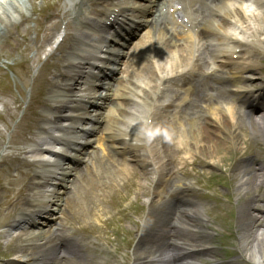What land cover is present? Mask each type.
<instances>
[{"label": "bare ground", "instance_id": "6f19581e", "mask_svg": "<svg viewBox=\"0 0 264 264\" xmlns=\"http://www.w3.org/2000/svg\"><path fill=\"white\" fill-rule=\"evenodd\" d=\"M18 1L20 0H15V2ZM82 3V0L78 2L74 0L73 2V4L75 5V11L73 16L69 19L66 24V39H68L70 35L71 24H76L77 21H83V13L86 11V7L81 6ZM3 4L4 7H1ZM17 8H19V6L14 5L11 1L8 0H5L3 3L0 4V41L3 40L6 36L8 37L10 35V31L12 30V28H14V26L11 25V22L13 21L11 20L13 19L11 15L17 13L18 16H20V11L17 12ZM81 8L83 9V13ZM9 11L11 13H9ZM66 15V13H62V17H65ZM238 15L241 16L242 14ZM18 16L16 17L18 18ZM105 17H107V14ZM260 19L261 20L259 22L260 24H263L264 28V14L263 16H261ZM48 29L49 32L47 33V35H52V32L56 30V24L53 23L52 27L49 26ZM50 38L51 36L46 38L47 41ZM22 41H25V38H23ZM34 44L35 42L31 43V45ZM164 47L165 48L163 49H168V45H166L165 43ZM61 49H63V46ZM83 60L86 61V58H83ZM66 66L67 68L69 67L68 65ZM72 70H76L74 71L75 73H78L80 71L78 68H73ZM63 71L64 79L71 80V78L68 76L71 73L70 69H65ZM143 71L144 73L142 75L145 76V78L147 77V80L149 82H154V85H152L151 87L152 93L149 91L146 92V90L141 92V110L149 108L152 95L154 94V80H156V74L154 75L151 70L144 69ZM131 74L132 72L129 73L128 76H131ZM78 75L79 76L77 77V80L81 79L80 73H78ZM232 75L233 73L231 72L230 78L234 77ZM141 77H136L135 80H133V84L135 83V81L137 82ZM53 83L54 82L50 81V84L53 85ZM42 85L45 86V83L42 82ZM72 88H74V85H65L64 92L67 94H72ZM234 92L235 93H232V95H240V91H238V88H235ZM86 96V101L82 102L84 104H88L90 102V99L92 98L90 97L89 93ZM66 102H69V100H67ZM10 103L11 105L16 104L14 102ZM78 103L79 102H77L75 105H72V107L66 109V113L71 111V109L73 111V109L77 110L76 108H80V104ZM38 105L43 108L50 107V105L46 101H40ZM126 105H129L127 100L124 101V103L121 105L122 107H118V116H127V112L124 107ZM223 106L224 110L222 109L223 111L221 113L215 112L217 114L214 115L213 108H210L208 113L210 114V116L217 119L218 122L216 125L220 129L228 132V135L225 133L226 138L225 136H221V138L225 140V142L221 143V141L217 139L216 130L204 129L203 125L207 124L206 121L200 125L197 121L192 120L191 117L188 115L185 116V118L182 117L183 120H180V125L181 123L185 125L184 135L180 133V138L181 142H183L182 136L186 137V135H189L194 140H199L201 142L200 144L194 142L197 146H199L197 151L198 156H195L192 162L180 160L179 154L185 151L186 149L184 147H178L177 145L172 144V142L168 140L161 139L160 142H158L160 143V146L155 149L154 156L151 157V163L149 164H151L152 166L156 165V181L157 183L162 184V187L160 189L161 191L167 189L168 182L172 183L171 187L175 186V189L173 190L174 192H184L187 189H191L188 184L177 181V174L189 177L192 174L187 169L189 165L192 166V172L195 173L194 165L205 163L207 162V160H209L211 165H213L215 168L225 167L229 170L235 171V176H237L238 178L235 182L236 192H241L242 194L249 192L251 193V200L249 199L250 201L248 202V204H246L245 206L240 205V211H242V213L244 214V219H242V225L244 227H242L237 233V235L239 234L237 238L239 241L238 243L240 244V251L249 262L259 263L264 255V213L263 216H258V214L255 212L256 210L254 206L257 202L263 204L256 208L264 212V203L261 202L264 201L262 199L264 198V192L261 193L259 200H254V192L260 187L264 189V167H262L260 164H258L257 166H249L242 162H238L235 166H233V164L239 155L250 151L249 145L243 139L244 136H241L242 133L240 131H242L248 139L253 140L255 142V147L261 142H263L264 113L259 116L253 117L252 115L247 114L242 115L241 111L235 112L233 110L234 108L237 107L239 108V110L241 109L238 106ZM189 108L190 105L185 107L184 110L180 111V113L185 115ZM56 110H58V108ZM158 114L159 111H157L156 117L158 116ZM13 115L14 113L11 111L8 113L7 117L3 119L2 125H4L5 128L8 127L9 119H11ZM66 115L70 116L69 114ZM146 115L147 112L144 113V115L142 116L144 120ZM240 123H245V129L243 126H240ZM152 124L153 128L148 130L153 133L152 137H154L159 130L158 119H154ZM210 126L214 127L213 125ZM29 127L35 130L42 129L39 125V122H37L36 124H30ZM202 129L204 130L203 134ZM160 131L162 134V129ZM192 131H195L196 133H193ZM23 139L27 138L21 136L20 133L15 135L12 138L11 142L15 144ZM242 145L245 146L240 147ZM83 154L87 155V152ZM88 157H90V154H88ZM12 159L16 160L15 157ZM80 160V162H84L82 169L72 167L70 170H68L64 182H62V180H56L58 186L64 189L61 192L62 195L66 194V189H68V194H72L73 192L76 193L78 189H80L81 196L77 197L74 202L70 201L71 203H69L67 199L65 200L64 198H60V196L57 195L58 191L55 190L54 197L49 196L50 200H40L38 203L31 204V200L27 199L26 197V188L30 180V173L24 172L21 177L13 181L10 180L8 174H5L9 184H15L19 188L17 189V191H14L10 194V188L7 185L6 193L8 196L4 202H0V206L4 205L6 207H11V210H17V208L22 209L18 214L20 216L18 218L19 220L17 221L19 225H22L21 231L13 232L10 236L14 237V239H16L14 241H17L18 244L13 247H9L7 250V254L15 255V258H12L14 260H12L11 264H104L96 261H94L93 263H88L86 259H82V255H84L82 253V241L77 237H72L69 233H66L63 230V226L62 224H60L62 222L61 218L56 217L53 222H51V220L49 219L50 216L48 217V214L50 211L53 210L54 206L57 205L59 201H61L62 208H57L59 209L60 214H63L64 211H68L69 209H74V211L78 212L80 217L93 216L95 213L94 204H92L91 202L85 203V201L86 198L88 199L90 196L94 198L93 190L96 188L100 192H103L104 189L111 191L107 192L106 194L101 193L99 195V199L101 200L105 196L106 200H109L112 205L116 206L117 218L124 219V215L122 213V210L120 209V205L125 197H123L120 194V191L117 190L119 188H115L110 184L107 186L105 184L101 185L100 183L96 184L92 181V175L86 173H96L100 168L101 170H103V172L110 174V177H113V179L118 178L123 173L124 179H121L122 185L120 188L123 190L125 195H127L128 193L132 192L133 185L135 186L133 179L137 180L138 178H140L143 180H148L150 172H147L146 168L144 169V171L139 172H136L134 168H118V166H123V163L119 158H116L113 161H101L95 158L94 163L97 165L95 171L93 172L92 168L95 165L94 163L91 165H86V162L83 159ZM24 163L25 164H22V166L24 167H29V165L32 164L28 161H24ZM247 175H250V177H248ZM125 176L127 177V179ZM90 185H93L94 189H92L91 187L90 191L87 192V187ZM33 187H35V184H33L32 188ZM137 187L139 193L141 186L138 185ZM140 195L145 196L146 194L144 191H141ZM83 198L85 199L82 200ZM88 204L91 205V207L88 208L86 206ZM40 206L42 207L41 210H39ZM193 207L194 205L192 203L184 201H179L176 205V209L174 210L159 206L157 209L160 210V213L156 218L159 219V221L163 225H160L155 221H150L149 226L153 228V230L149 233L150 236L146 237L142 234V232L139 234L133 251V264H181L180 260H178L179 257H183L182 259L186 261V258L192 259L200 255H209L210 250L207 248L206 245H204V242L210 236L203 232L204 228L207 227V224L203 221L202 217L198 212L192 211ZM27 209H29V213L34 212V215L43 219L37 224V235L29 236V238L26 237L28 236V234H25L23 230L25 226H28V222L26 221V219L30 217H26L27 215L23 214V211H26ZM151 212L154 213V210L151 209ZM260 218H262L261 228L260 225L257 223ZM179 220H184V223L188 227L198 232L189 231L187 233L188 229H183L187 233L186 235H184L181 232H179L178 234L177 231H170L166 229L169 226H174L176 223L179 222ZM67 221L69 225H74L76 223L75 219L72 217H70ZM144 224L145 223H143V225ZM88 228L90 229L88 231L89 233H95L99 231L100 234H103L101 235L102 237H104V234H106L105 230L94 227L92 225H90ZM199 229L201 230V232H199ZM168 232H172L174 237L172 238L171 234H167ZM115 233L117 234V230H115ZM159 233L164 234V237L159 236ZM166 235L171 239L166 238ZM20 241L24 244L21 243V245ZM58 241L60 242V244ZM9 242L10 240H8L7 243ZM95 243H98V240H95ZM167 252H170V255H168ZM97 259L101 260V256H97L96 260Z\"/></svg>", "mask_w": 264, "mask_h": 264}, {"label": "rangeland", "instance_id": "374dc122", "mask_svg": "<svg viewBox=\"0 0 264 264\" xmlns=\"http://www.w3.org/2000/svg\"><path fill=\"white\" fill-rule=\"evenodd\" d=\"M4 1L5 0H0V4L3 3ZM8 1H11L14 5H18L20 7L19 9H21L22 12L26 15L29 14V12L33 10V5H32V10H31V4H30L29 0H20L19 2H15V0H8ZM91 1H93V0H91ZM63 2L70 4V2L68 0H63ZM35 4H42V1L41 0H35L34 5ZM87 4H89V2H87ZM1 7H4V4ZM58 8L60 9V5L58 6ZM65 8H66V10H68L69 6H66ZM71 8H72V5H70V10H71ZM53 9H54V7L47 5L41 9V12H48V11H51ZM32 16H35V15L33 14ZM89 16H92V13H90ZM14 21H16V20L14 19ZM63 22H65V21H63ZM63 22H61V21L58 22L57 28H56L57 34L55 35V37H59V36L63 35V33H62ZM21 25L22 24H19L17 32L14 30H11V37L8 38L5 42L0 43V62H1L0 67L1 68L3 67L2 69L4 71H6V75H7V77H9L10 82L12 80L16 81L17 79H16L15 75H12V73H10L8 70H6L4 68V65L6 63H9V62L11 63L13 59L16 60L17 57L20 56L19 48L21 47V44L18 47H15V44H16L15 38H17L19 40L20 34H22V32H23L24 26H33V23L28 20L26 22V24H24L23 26H21ZM80 26L82 28H89L94 32L96 23H95V21L94 22L89 21L88 24H81ZM33 34H34V30L31 29L28 33L29 38L32 37ZM55 40L56 39H54L53 42H55ZM48 49H49V46H45L43 51L39 53V57L37 56V59L35 61H33V60L29 61L30 69L34 68V67L39 68L41 66V64L43 63V60L41 59V57L44 55V52L48 51ZM56 49H57V44H56V47L52 51L53 57L58 55V51H56ZM8 53H10L12 55L9 58H6L5 55ZM25 55L35 56V51L33 49H31V50L27 51L25 53ZM47 57L50 58L51 53H50V55H47ZM63 57L64 56L62 55V58ZM259 57H261L262 63L256 67L260 68V66H261L262 68L260 71L253 72V73L258 74L259 79H261V77H262V79H264V72L263 73L261 72V71H264V54L262 56L259 55ZM39 58H40L41 62L37 63ZM29 74H30V72H29ZM29 74H28V82L31 79V74L30 75ZM142 81H144L142 83L144 85H141V87H144L145 86V79H142ZM28 89H29V87L27 85H25V87H24L25 94L27 93ZM11 92L13 95L16 96V94H15L16 91L11 89ZM26 98H27V96H26ZM26 98H25V102H26ZM51 98H54V97H51ZM1 100H0V102H1ZM1 107L3 108V105H0V109H1ZM16 117H14V119L8 125L7 128H4V125H2V121H0V138H1L0 139V186H1L0 188H2V190H3V192H2V190H0V201L2 199V202L4 201V199H3L4 189L7 186V180L3 176L4 169L7 170V173L9 171L10 177L13 178L17 174V172H15V171L20 167V166H18L20 164L19 162H13L12 161L11 158L13 156H15L16 150H15V147L11 146V143H8V142H11V140H8V139L13 134H15L16 130H18L16 128L18 126ZM23 131H26V130H23ZM110 132L116 134L114 131V128H111ZM187 141L193 142V141H189L188 139H187ZM131 142H132L131 143L132 145L130 146V151L137 150L138 147H136V146H139L138 145L139 141L131 140ZM135 142H137L136 145H134ZM117 144L121 145L122 142L120 140H118ZM115 149L116 148L113 147V150H115ZM23 157L24 156H20V160ZM127 158L130 159V157H127ZM130 162H133V161H130ZM262 163L264 164V161ZM208 165L212 166L211 164L206 163L204 166H202V170H207L209 173H212L213 175L209 176L210 177L209 181L212 182L213 184H215V187L219 188L220 190H223L222 186L217 183V180H219V182L223 181V177L221 175H218V173L221 170L216 169V168H212V167H208ZM20 168H23V167H20ZM35 168H36V165H34L32 167V169H35ZM32 172H34V171H31V174H32ZM97 174L100 177H103V181H106V182L111 181L108 177H106V175L101 170H99V172ZM122 177L123 176H120V178H122ZM31 181L32 182H38V180H36V179H34V181H33V178L31 179ZM116 182L120 183V180L116 179ZM141 182H143V181H140V183ZM141 185H143L145 187V189L149 188L148 184L146 186L144 183H141ZM16 189H17V187H12L11 192H14ZM42 191H43V187L35 188L34 190H32V196H33V193H35V192H38L40 195L42 193ZM105 191L108 192L107 189ZM209 193H211V191H209ZM27 194L29 195V191L27 192ZM135 194L137 195V198L134 197ZM223 194H224V192H221V195H223ZM230 194H231V199H230L229 203H230L231 207L226 206L225 208L220 210L219 213L216 210L217 205H216L214 200L207 201L203 205V207L210 208L213 210V215L211 213L212 219H210L211 217L209 218L207 216L209 221H211V227H209V231H207V232H209L210 234H213V236L215 237L214 240H217V242L210 241L211 245H213V247L218 252H222L226 255L227 258H226L225 263H227L229 260H234V261H236V264H244L245 261L239 256V254H237L239 252V243H238L239 241L236 239V234L234 235V232L236 230V226H235V224L231 225L230 222H232V221L235 222L236 218H238L240 216V214L238 213V206L240 205V203H243L246 201V196L236 198V195L234 192V186L231 187ZM157 197H158V195H157ZM157 197H155V198L157 199ZM70 199L73 202L74 194L72 195V198H70ZM87 202H91L92 204L98 203L92 199H88V201H86V203ZM130 203H134L138 206H139V204L143 205L144 212L147 210V205H146L148 203L147 198L141 197L140 191L138 193L137 182H136V186L134 187V192L127 195L126 200L120 205V208H124L127 205H129ZM221 204H224V202L221 201ZM86 206L88 208L91 207V205H89V204ZM104 207L105 208H104V213L102 214V220L108 221V227L106 228L107 232H110L111 230L115 229V230H117V232L121 231L123 234L119 233V237L114 239V240H112L113 236L111 235V233L109 235L105 234L104 238L100 241V244L102 245L103 249L108 251L109 254L111 256H113L114 259H116V261L121 262L122 259H124V255L127 254L126 250H125V246H123L122 243H124L128 239L130 234H131L132 238L134 235L133 230H134V225L136 224L135 223L136 218L134 217L135 214H134L133 210H127V212H126L127 217L124 219H118L117 214H116V210H113L114 208L110 205L109 202H107V204ZM13 212H14L13 210H9V208L4 207V205H2L0 207V227L8 222L9 215ZM56 215L59 216V214H56ZM66 215L68 217H72L76 220L77 223L74 225L75 228L84 226L85 222H87L85 225H88L89 224L88 222H92L94 227H97V228L101 227V226H98L99 224H98L97 219H100V217H98V216L93 215V216H90L89 218L88 217H82V218H85L82 222L80 219L81 217L78 214V212L74 213L73 209H71V212L67 211ZM66 227L69 228L70 231H72L71 227H69L68 225H66ZM224 232H226V234H224ZM214 234H216V236ZM3 235L0 234V264H10V262H11L10 259L13 257V255L6 256L5 253L7 252L9 247H13V246L17 245L18 242L12 240L7 245H4L3 241H6L8 236L7 235L3 236ZM21 243L22 242H20V244ZM128 254H129V252H128ZM249 264H253V263L250 262ZM256 264H264V255H263L262 259L260 260V262L256 263Z\"/></svg>", "mask_w": 264, "mask_h": 264}]
</instances>
